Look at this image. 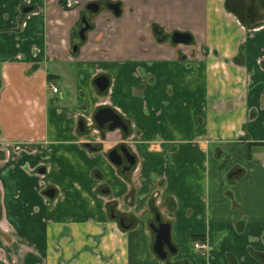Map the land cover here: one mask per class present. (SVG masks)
<instances>
[{"label":"crops","instance_id":"crops-1","mask_svg":"<svg viewBox=\"0 0 264 264\" xmlns=\"http://www.w3.org/2000/svg\"><path fill=\"white\" fill-rule=\"evenodd\" d=\"M100 1L67 11L66 0H0V264H159L147 221L164 178L163 154L150 151L158 138L176 148L157 199L178 247L172 261L264 264V0H107L122 3V16L102 11L73 55L81 13ZM154 25L193 43L158 44ZM97 68L115 79L112 100L143 158L127 232L106 202L130 186L76 132L73 106L96 101ZM119 138L109 134L105 150ZM103 184L109 198L97 194ZM52 188L50 206L42 190Z\"/></svg>","mask_w":264,"mask_h":264},{"label":"flooded vegetation","instance_id":"flooded-vegetation-1","mask_svg":"<svg viewBox=\"0 0 264 264\" xmlns=\"http://www.w3.org/2000/svg\"><path fill=\"white\" fill-rule=\"evenodd\" d=\"M83 0H80L81 6ZM119 5V8H116L114 11L110 9V5ZM122 3L121 2H111L107 0H101L100 2H90L88 3L83 12L81 13L80 20L78 22L77 30L74 35V43L72 44V53L73 55H79L82 48L89 41V34L95 30L96 24L95 19L102 11H109L115 17L122 16ZM78 7V6H77ZM76 7V8H77ZM115 7V6H113ZM64 9L67 10L64 6ZM69 11V10H67ZM30 12V11H28ZM175 34H187L190 36L189 43H175L173 37ZM153 36L155 41L158 44H170L174 47H188L193 43V38L188 32H166L161 26H153ZM191 54V53H190ZM188 51L185 53L187 57ZM95 72V73H94ZM94 77L91 82V89L96 97V101L86 100L84 105L73 106V109L76 111V132L78 137H82V145L91 153H101L104 152V158L106 161L115 169L118 177L121 180H124L129 186L130 190L126 192L121 200L111 199L106 202V211L109 216V219L114 222L119 230L127 232L133 226L136 225V220L132 217L133 211L136 209V198L134 193V188L132 185V176L139 170L140 165L142 164V156L136 151L134 147V142H132L134 131V125L132 121L126 118L119 108L114 104L112 97L114 93L115 79L111 77L108 72H104L102 69L94 70ZM92 73V74H93ZM143 70H136V76L141 77ZM61 85V82H58ZM58 84V85H59ZM63 85V84H62ZM142 85L139 88H135V92H139L143 89ZM51 90L53 93H60V89L55 84H51ZM56 89V91H54ZM62 90V89H61ZM64 96V95H63ZM60 97L58 96L57 99ZM59 103V102H57ZM91 109V110H90ZM117 116L124 123L125 127L116 126L118 122L115 118ZM114 127V128H113ZM115 132L119 133V140L114 142L113 147L105 150V144L108 141V135L114 134ZM163 140L158 138L154 144L150 147V151H159L163 154L162 165V174L163 179L159 180L160 186L156 191L147 198V215L148 218V227L149 231L153 237L152 242V251L160 264H166V262L178 263V261L173 262L172 259L177 255L178 247L173 243L172 239V225L169 222H166L160 213V209L157 206V199L162 193L163 182L166 181L165 175L168 167L170 166L169 162H173L171 155L176 151L174 149H163L161 144ZM5 157L8 154L7 151L3 152ZM47 169L43 166H38L34 170L35 175L45 176ZM99 172V173H98ZM241 172V170H240ZM95 174L99 177L100 180H103L104 174L97 170ZM156 174V173H154ZM150 174L152 178H156L157 175ZM43 197L47 201L48 205L57 203L59 199V193L56 188L42 190ZM97 194L104 198H109L111 196V189L107 184L100 185L97 189ZM2 216V207L0 206V219ZM168 225L170 227V238L171 246L163 244V248L156 246L157 245V233L156 229L160 228V225ZM6 233H11L10 229L3 230ZM200 236H194V247L196 249L202 250L204 254H209V245L203 241H197ZM204 247H196V245ZM160 252V254L157 252ZM161 255L165 256L164 258Z\"/></svg>","mask_w":264,"mask_h":264},{"label":"water","instance_id":"water-1","mask_svg":"<svg viewBox=\"0 0 264 264\" xmlns=\"http://www.w3.org/2000/svg\"><path fill=\"white\" fill-rule=\"evenodd\" d=\"M115 6V7H113ZM116 8H119V5H110V9L111 10H115ZM190 36L187 34L181 35V34H175L173 37V40L175 43H189L190 41ZM115 118L117 119L116 121L118 122V124L116 126H120V127H125L124 123L122 122V120H120L117 116H115ZM114 128V127H113ZM157 235V245L158 247L163 248V244H166L168 246H171V238H170V227L168 225H160L159 229L155 230ZM157 252L160 254V252L157 250ZM161 257H165L163 255H161Z\"/></svg>","mask_w":264,"mask_h":264},{"label":"built area","instance_id":"built-area-1","mask_svg":"<svg viewBox=\"0 0 264 264\" xmlns=\"http://www.w3.org/2000/svg\"><path fill=\"white\" fill-rule=\"evenodd\" d=\"M79 5H80V0H66L64 6L67 10H73ZM54 91H56V89H54ZM196 247H204V246H200L197 244Z\"/></svg>","mask_w":264,"mask_h":264},{"label":"trees","instance_id":"trees-1","mask_svg":"<svg viewBox=\"0 0 264 264\" xmlns=\"http://www.w3.org/2000/svg\"><path fill=\"white\" fill-rule=\"evenodd\" d=\"M166 264H182V263H171L167 261Z\"/></svg>","mask_w":264,"mask_h":264}]
</instances>
